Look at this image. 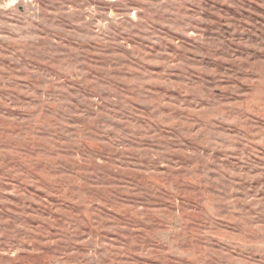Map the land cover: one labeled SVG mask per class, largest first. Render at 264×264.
<instances>
[{
    "label": "rangeland",
    "instance_id": "1",
    "mask_svg": "<svg viewBox=\"0 0 264 264\" xmlns=\"http://www.w3.org/2000/svg\"><path fill=\"white\" fill-rule=\"evenodd\" d=\"M0 264H264V0H0Z\"/></svg>",
    "mask_w": 264,
    "mask_h": 264
}]
</instances>
